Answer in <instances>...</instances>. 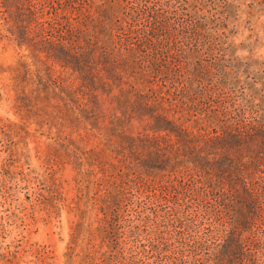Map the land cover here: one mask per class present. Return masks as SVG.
<instances>
[{
  "label": "trees",
  "instance_id": "obj_1",
  "mask_svg": "<svg viewBox=\"0 0 264 264\" xmlns=\"http://www.w3.org/2000/svg\"><path fill=\"white\" fill-rule=\"evenodd\" d=\"M208 2L0 0L19 53L0 200L46 139L36 196L71 216L64 264H264V70Z\"/></svg>",
  "mask_w": 264,
  "mask_h": 264
},
{
  "label": "rangeland",
  "instance_id": "obj_2",
  "mask_svg": "<svg viewBox=\"0 0 264 264\" xmlns=\"http://www.w3.org/2000/svg\"><path fill=\"white\" fill-rule=\"evenodd\" d=\"M176 1H183L184 5V2L194 0ZM208 3L212 12L216 11L223 18H227L226 33L231 34V40L238 48L237 54L243 57L252 54L253 59L257 61L253 64L252 70L254 68L264 70V0H209ZM2 35H5V30L0 26V38ZM18 59L19 53L16 48L0 39V66L5 70V73L0 75V124L7 121L18 122V116L12 110L13 94L10 93L8 81L10 75L6 72L15 68ZM30 132L33 134L32 128ZM34 136L36 135L29 136L25 141L27 158L20 156L19 161L12 163V168L15 169L13 183H19L18 188L23 186L24 189L17 191V188L11 191L12 197L9 201L5 200V203L0 200L3 203L0 204V255L3 254L0 264H64L66 261L71 216L65 211L49 213L46 211L47 207L37 200L36 193L42 186L35 178L46 177L41 156L49 149L46 139ZM3 142H0V166L10 162L8 153L1 144ZM22 172L29 174L30 181L27 187L25 182H21ZM75 174L72 166L61 167L56 174L58 182L62 184L69 198L74 195ZM46 183L50 185L49 182ZM20 203L21 206H18ZM41 247L45 249L42 251ZM39 252L42 261H37L36 256Z\"/></svg>",
  "mask_w": 264,
  "mask_h": 264
}]
</instances>
